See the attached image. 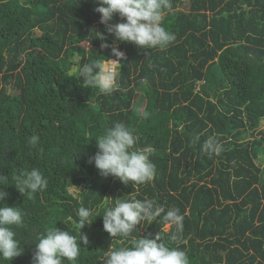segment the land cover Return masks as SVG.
<instances>
[{"label": "trees", "instance_id": "16d2710c", "mask_svg": "<svg viewBox=\"0 0 264 264\" xmlns=\"http://www.w3.org/2000/svg\"><path fill=\"white\" fill-rule=\"evenodd\" d=\"M169 4L161 23L175 40L143 50L114 41L95 0H0V173L37 168L48 181L31 199L5 188L0 207L23 215L14 227L22 254L8 264H32L36 237L53 227L79 243L82 206L92 211L81 229L87 242L63 264H104L107 251L157 233L189 264H264V171L255 162L264 149V0ZM98 32L124 53L120 90L107 96L76 77L81 64L114 57ZM116 122L134 129L137 147L154 149L155 176L146 184L103 178L89 162L95 137ZM210 139L219 154L204 150ZM133 196L178 209L179 240L170 241L176 228L165 227L163 214L112 238L97 215Z\"/></svg>", "mask_w": 264, "mask_h": 264}, {"label": "clouds", "instance_id": "9594fccd", "mask_svg": "<svg viewBox=\"0 0 264 264\" xmlns=\"http://www.w3.org/2000/svg\"><path fill=\"white\" fill-rule=\"evenodd\" d=\"M95 3L97 7L94 11L101 14L100 22L106 26L107 33L113 36L114 41L134 43L140 49L148 50L166 48L175 40V35L161 23L164 10L170 7L169 0H95ZM115 15L121 18V22L110 23ZM98 33L97 38L104 41L101 48H111L114 59L107 57V60L85 62L80 65L76 77L84 87H94L99 94L107 96L120 90L118 69L121 61H124V53L109 44L105 35ZM38 142L37 135L28 139L32 147H36ZM137 142L138 136L134 129L123 122H116L95 137L97 151L89 158V162H94L98 174L103 178L112 176L123 184L129 181L137 186L146 184L155 176V165L150 160L154 149L152 146L137 147ZM203 148L219 154L222 146L210 139ZM8 185H15L24 198L31 199L35 193L48 187V181L37 168L19 170L11 178L0 173V203L10 195L5 190ZM161 214L166 223L176 228V232L169 237L170 241H178L183 221L179 210L170 208L165 211L152 199L139 200L134 196L128 200L117 199L114 205L109 204L103 214L97 216L103 217V228L112 238H127L137 224L145 220L151 223ZM77 215L79 243L69 231L50 228L36 237L32 264H63L64 260L75 262L78 259L81 241L87 242L81 229L92 222V211L82 206ZM22 223L20 208L8 205L0 207V260L7 264L22 254L14 231V227ZM104 264H189V258L179 246L169 247L162 242L157 233L133 240L129 247L107 251Z\"/></svg>", "mask_w": 264, "mask_h": 264}, {"label": "rangeland", "instance_id": "374dc122", "mask_svg": "<svg viewBox=\"0 0 264 264\" xmlns=\"http://www.w3.org/2000/svg\"><path fill=\"white\" fill-rule=\"evenodd\" d=\"M81 44H82V46L84 48H88V46H89V44L86 41H83ZM74 69H75V67L73 68V70ZM139 97H141V96L138 95L137 98H139ZM143 105H144V102L141 103V105H140L141 108L143 107ZM263 126H264V120L260 122L259 128H263ZM247 135L250 136L249 132L247 133ZM255 162L260 166V168L262 169V171H264V149H262V150L259 151L258 157L256 158ZM71 190L74 191L73 188H71ZM168 225L169 224H166L165 227L168 228Z\"/></svg>", "mask_w": 264, "mask_h": 264}, {"label": "built area", "instance_id": "2783aa9c", "mask_svg": "<svg viewBox=\"0 0 264 264\" xmlns=\"http://www.w3.org/2000/svg\"><path fill=\"white\" fill-rule=\"evenodd\" d=\"M114 59V58H113Z\"/></svg>", "mask_w": 264, "mask_h": 264}]
</instances>
